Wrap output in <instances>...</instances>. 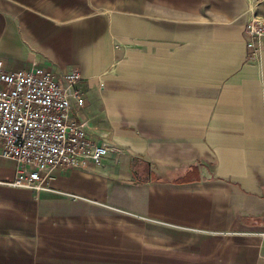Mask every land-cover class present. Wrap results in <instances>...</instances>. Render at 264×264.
<instances>
[{"label":"crops","instance_id":"obj_1","mask_svg":"<svg viewBox=\"0 0 264 264\" xmlns=\"http://www.w3.org/2000/svg\"><path fill=\"white\" fill-rule=\"evenodd\" d=\"M264 0H0L4 70L75 68L70 116L107 148L5 185L0 264H264Z\"/></svg>","mask_w":264,"mask_h":264},{"label":"built area","instance_id":"obj_2","mask_svg":"<svg viewBox=\"0 0 264 264\" xmlns=\"http://www.w3.org/2000/svg\"><path fill=\"white\" fill-rule=\"evenodd\" d=\"M243 33L247 58H256L264 42V19L252 16ZM79 79L75 68L57 79L37 67L6 71L0 61V157L18 169L5 185L48 190L52 170L97 164L106 155L104 145L86 138L84 121L70 116L72 103L83 104L75 86ZM256 234L264 237V231Z\"/></svg>","mask_w":264,"mask_h":264}]
</instances>
